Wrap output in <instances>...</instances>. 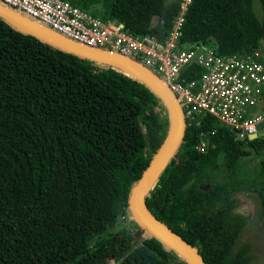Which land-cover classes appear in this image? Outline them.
Wrapping results in <instances>:
<instances>
[{
	"label": "trees",
	"instance_id": "16d2710c",
	"mask_svg": "<svg viewBox=\"0 0 264 264\" xmlns=\"http://www.w3.org/2000/svg\"><path fill=\"white\" fill-rule=\"evenodd\" d=\"M69 1L160 40L180 3ZM258 1L260 19L252 0H191L181 38L219 54L264 51ZM168 127V110L146 83L0 17V264H189L132 217L110 231L120 215H131L129 196ZM202 132L212 144L204 151L197 148ZM247 155L258 160L248 173ZM244 189L256 193L263 215L264 138L235 139L206 114L185 127L144 204L206 264H249L250 244L236 246L248 221L235 210V193Z\"/></svg>",
	"mask_w": 264,
	"mask_h": 264
},
{
	"label": "built area",
	"instance_id": "2783aa9c",
	"mask_svg": "<svg viewBox=\"0 0 264 264\" xmlns=\"http://www.w3.org/2000/svg\"><path fill=\"white\" fill-rule=\"evenodd\" d=\"M190 2L180 0L171 29L160 40L134 34L122 22L102 19L69 0H0L72 40L141 64L173 93L185 127L199 126L207 114L228 127L235 139L258 137L257 126L264 119V51L219 54L201 42L183 41ZM209 133H201L200 151L212 145Z\"/></svg>",
	"mask_w": 264,
	"mask_h": 264
},
{
	"label": "water",
	"instance_id": "95a60500",
	"mask_svg": "<svg viewBox=\"0 0 264 264\" xmlns=\"http://www.w3.org/2000/svg\"><path fill=\"white\" fill-rule=\"evenodd\" d=\"M0 17L19 31L33 34L54 47L98 63L120 68L133 78L146 83L164 102L169 113V127L162 144L142 172L140 179L129 196V209L132 218L145 231L155 235L169 248L177 251L189 264H206L196 247L189 244L162 221L157 219L148 211L144 204L145 194L153 187L158 173L170 157L173 156L183 137L185 129L183 116L173 93L151 71L115 51L91 47L72 40L2 3H0ZM257 127L258 137L264 138V119L258 123Z\"/></svg>",
	"mask_w": 264,
	"mask_h": 264
},
{
	"label": "rangeland",
	"instance_id": "374dc122",
	"mask_svg": "<svg viewBox=\"0 0 264 264\" xmlns=\"http://www.w3.org/2000/svg\"><path fill=\"white\" fill-rule=\"evenodd\" d=\"M253 10L256 16L260 19L262 17L261 6L258 0H252ZM264 44V41L261 43ZM251 155L244 156L241 159L243 170L248 173L257 163V159L250 160ZM215 177L222 179L223 172L221 169L214 170ZM235 197L238 199V204L235 210L248 217V221L244 226L239 238L237 239L236 246L243 243L250 244V253L252 255L249 264H264V214L261 215L258 208V200L255 192L249 190H240L235 193ZM121 216V215H120ZM117 218V221L111 225L110 231H114L120 225L128 223L132 217L129 213L125 217ZM110 264H118L116 261Z\"/></svg>",
	"mask_w": 264,
	"mask_h": 264
}]
</instances>
